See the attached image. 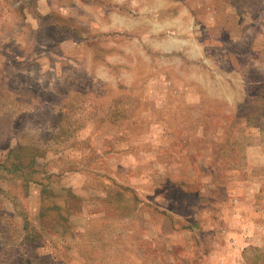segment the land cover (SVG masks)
<instances>
[{
    "label": "rangeland",
    "instance_id": "374dc122",
    "mask_svg": "<svg viewBox=\"0 0 264 264\" xmlns=\"http://www.w3.org/2000/svg\"><path fill=\"white\" fill-rule=\"evenodd\" d=\"M0 264H264V0H0Z\"/></svg>",
    "mask_w": 264,
    "mask_h": 264
}]
</instances>
